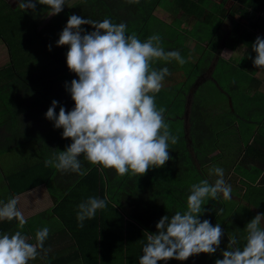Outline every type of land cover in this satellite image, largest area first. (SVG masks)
<instances>
[{
  "label": "trees",
  "instance_id": "16d2710c",
  "mask_svg": "<svg viewBox=\"0 0 264 264\" xmlns=\"http://www.w3.org/2000/svg\"><path fill=\"white\" fill-rule=\"evenodd\" d=\"M172 1L181 13L177 18L183 20L194 16L204 27V32L214 33L211 19L214 20L215 16L205 12L200 4L201 0ZM223 1L220 0V3ZM158 2L159 0H77L67 10L63 8L61 13L53 16V34L67 23L70 15L75 14L84 19H110L117 24L123 22L127 25L126 34L135 33L143 41L148 36L157 34V31L162 35L163 31L158 26L164 24L152 14ZM236 2L241 8L235 12L243 14L250 11L247 18L243 19V24L233 22L228 45L234 47L235 44L242 43L251 49V44L258 36L254 31L258 18L249 21L248 17L264 5V0H260V5H257V0ZM37 17L36 11H23L9 0H0V40L4 43L8 56L7 63L0 67V102L8 113L7 120L1 123L5 126L6 134L0 135V154L21 148L25 144L36 143L37 146L35 156L33 154V157L24 160L18 158L10 171L1 170L0 165V188L3 187L7 193L5 194L10 197L45 185L53 202L50 214L56 216L62 229L70 232L74 250L77 246L75 257L79 264H139V257L143 254V233L156 232L155 225L162 216L186 210L190 186L202 178L197 173V166L209 161V154L214 150V133L233 120L239 121L242 118L239 110L243 107L234 108L233 111L226 109L221 114L208 115L204 119L206 117L202 112L205 110L206 98H212L196 89L188 105L185 129V98L183 101L171 93H163V96L158 94L155 96L156 105L165 109L166 122L170 124L172 134L179 137L175 145H169L171 159L163 167H156L142 176H121L114 169L89 164L83 156V168L90 169L85 176L45 167L44 161L52 154L53 149L63 151L72 141L70 138H62L63 129L54 128L53 122L45 118L52 100H58L61 98L60 94L66 92L59 86L46 87L45 84L52 81L56 83L66 74V69L58 55L49 51L44 36L36 28ZM82 27L88 31L94 30L90 25ZM199 37L203 38V35L200 34ZM166 63L158 60L152 62L151 66L159 69L166 66ZM246 69L250 70L249 67ZM206 83L213 84L209 80ZM236 95L237 91L230 92L231 99ZM216 99L215 102H218L226 97L218 93ZM59 105L71 110L74 101L61 100ZM59 105L55 110L57 114ZM185 132L189 146L185 141ZM16 152L18 154L19 151ZM90 196L101 199L107 197L108 204L105 209L97 211L95 218L85 220L84 227L81 228L76 219L77 205ZM205 203V212L200 219H208L214 226L217 201L209 200ZM227 243L228 239L224 234L220 248L226 249ZM208 257L207 260L206 254L203 264H214L212 256ZM198 261L199 254L190 256L185 261L169 260L166 264H197ZM158 264L164 262L159 261Z\"/></svg>",
  "mask_w": 264,
  "mask_h": 264
},
{
  "label": "clouds",
  "instance_id": "9594fccd",
  "mask_svg": "<svg viewBox=\"0 0 264 264\" xmlns=\"http://www.w3.org/2000/svg\"><path fill=\"white\" fill-rule=\"evenodd\" d=\"M18 8L35 10L36 4L48 6L47 15L63 11L67 0H14ZM138 2V0H129ZM82 25H90L88 31ZM127 33L123 22L110 19L97 21L70 15L59 34L56 46H68L66 64L77 79L65 82L74 107L66 110L57 100H52L45 118L56 129H63L62 138L72 143L60 151L53 149L44 161L45 167L60 172L88 174L81 156L91 165L114 169L118 175L142 176L153 167H163L171 159L169 145L179 137L172 134L164 116L165 109L158 108L155 94L163 87L168 67L154 68V60L175 61L183 66L187 61L180 51H165L159 34L143 41ZM52 45H48L51 51ZM254 66L264 70V38L257 36L251 44ZM249 58L251 56L249 55ZM59 105V113L56 108ZM193 183L186 200V210L162 216L156 223V232L145 231L139 264H158L159 261H185L200 253L214 254L220 249L224 231L217 222L201 221L205 201L232 199V187L225 180L224 169L212 166L209 176ZM107 197L90 196L77 205L78 227L93 219L98 210L107 207ZM211 211V210H209ZM223 208L216 215L223 214ZM18 221L19 229L27 223L18 208V198L0 200V221ZM243 244L235 233L228 234L226 249L220 250L221 258L214 264H264V213H258L245 226ZM50 228L35 231L34 238L22 233L0 232V264H29L38 257L44 258L51 251L45 248ZM34 239V243L30 240Z\"/></svg>",
  "mask_w": 264,
  "mask_h": 264
},
{
  "label": "rangeland",
  "instance_id": "374dc122",
  "mask_svg": "<svg viewBox=\"0 0 264 264\" xmlns=\"http://www.w3.org/2000/svg\"><path fill=\"white\" fill-rule=\"evenodd\" d=\"M13 5H16L17 3L14 2V0H9ZM77 0H68L67 4L71 6L73 3H75ZM218 4V5H217ZM229 4L228 1H224L220 3V0H205L203 3V6H207L205 10L206 13L211 12H217V9H225V7ZM35 10L29 9V11L37 12L38 13V19L36 28L41 32L42 36H44V39L48 45H52L51 51L53 54H57L60 58L61 63L63 64V67L66 69V74H63L61 78L58 79V81L55 82H46V87H61L62 89H65L64 85L65 82H69L72 79H77L75 73L69 71L68 66L66 64V53L68 51V46H56V41L59 39V34L63 30V28L66 26L67 23L63 24L64 26L58 30L56 34H53V26L52 20L53 16H48V6L41 5L39 3L36 4ZM202 6V7H203ZM236 7V4H234ZM64 8L67 10L68 6L65 5ZM222 9V11H223ZM178 8L175 6L172 0H159L157 5L153 8L152 14L155 15L160 19V21L164 24L159 25L158 29L162 30V44L165 49V51H171V50H178L180 51L182 57L187 61L183 66L179 65L177 62H167L166 66L168 67L171 75L166 76L163 81V87L160 90L159 93L156 95H162L163 93H171L174 96L180 97L183 101L184 98L186 100V110L184 113L185 117V124L184 128L187 127V110L188 105L191 99V95L193 92H195L196 89H199V92L205 94V96H209L212 98V100H209L206 98L205 103V110L203 115L206 117L204 119L208 118L210 116L218 115L225 110L230 109L231 107H245V104L242 105L240 101L236 98H233L232 101H230V92L234 90V88L237 87H246L247 83L253 75V73H248L259 70L256 66H254L252 60L255 58V53L252 52V50L249 49H238L237 47H230L228 45L230 41V35L232 30V23L230 19H220L219 15L216 19H211V28L214 29V33L210 34V32H204L203 26L200 24V22H194L195 20L191 17H186L183 20L181 18H177L180 16V12L177 11ZM215 15V14H214ZM216 16V15H215ZM217 17V16H216ZM221 20V21H220ZM220 21V22H219ZM183 22H186L187 24H184ZM221 24V25H220ZM231 24V25H230ZM230 26V27H229ZM231 28V29H230ZM223 30V32H222ZM224 31L227 34L224 36ZM159 34V31L155 32ZM200 34L203 35V38H200ZM223 36V38H222ZM5 49V50H4ZM60 55V56H59ZM243 57L242 61H237L238 56ZM249 55L251 58H249ZM245 58L248 60H245ZM8 61L7 51L5 48L4 43L0 40V67L5 65ZM158 60H154L156 62ZM249 63V64H248ZM246 67H249L250 70H245ZM246 74V76H244ZM206 80L211 81L213 84L208 85L206 83ZM61 85V86H60ZM173 86V87H171ZM235 91V90H234ZM222 93L226 99L223 101H217V94ZM238 95V94H237ZM60 97L57 101H70L71 95L68 92H64L60 94ZM162 98V97H161ZM163 99V98H162ZM166 101V99H163ZM248 101V100H247ZM246 103V101H244ZM248 112L242 108V110H239L240 118L238 121V127L244 129L246 126H250V120L249 116L247 114ZM183 117V116H182ZM245 122V123H244ZM243 123V124H242ZM254 127V126H253ZM46 130V127H43ZM227 141L228 143L224 142V153L227 155L226 152H228V155L225 157L226 159H221L223 166L226 168V164L229 163V161L236 160V151H242L241 154H250V149L246 148V144L244 141L241 142V145L238 142V134L237 131H234V128L232 130L227 131ZM264 134V127L261 126L259 131L256 133L255 141L252 143L251 146H254L257 141L261 140L259 136V133ZM264 140V139H262ZM185 141L187 146H189V139L187 137V134L185 132ZM34 144V143H33ZM21 145V148L13 149V151L1 153L0 154V165H6L8 162L12 160H17L18 158H25L26 155H32L33 153H36V143L33 145ZM228 145V149L225 148V146ZM34 146V148H33ZM36 146V147H35ZM24 150H27L25 152H22ZM16 151H19L18 154ZM190 154L194 160V155L192 151L190 150ZM240 153H237V155ZM247 155V156H248ZM245 157V156H244ZM242 158V161L245 160V158ZM247 158V157H246ZM255 164V165H254ZM237 167L241 169L240 165L237 163ZM2 166V168H3ZM248 170H260L261 166L259 164H256V162H253L251 165H248ZM156 167L150 168L148 171L154 170ZM197 167V173L204 172V168L201 170ZM246 174V173H245ZM204 179V178H201ZM49 199V198H48ZM243 204V203H242ZM238 209L235 211L236 213L232 216L233 218H239V215L241 218L244 217V205L239 204ZM125 210V209H123ZM243 210V211H242ZM230 223H233L231 220ZM239 227V225H238ZM221 247V246H220ZM222 248L218 249L216 253L211 254L212 258L215 260L217 258H221L220 250ZM209 254H207V260ZM206 259V253H200L199 254V261L197 264H203ZM213 260V261H214Z\"/></svg>",
  "mask_w": 264,
  "mask_h": 264
},
{
  "label": "crops",
  "instance_id": "0c3cea01",
  "mask_svg": "<svg viewBox=\"0 0 264 264\" xmlns=\"http://www.w3.org/2000/svg\"><path fill=\"white\" fill-rule=\"evenodd\" d=\"M209 1L210 0H208V2ZM204 2L205 0H201V6H203ZM256 3L257 5L262 4L260 3V0H257ZM234 4H236V7L234 6ZM206 8L207 6H205L204 9ZM240 8L241 6L240 4H238V2H236V0H229V4L225 7V9H223L222 7L223 11L220 8L217 9V12H211L210 14H215L217 16L216 17L214 15V19L218 18L219 15V18L222 20L230 19L231 22L237 21L239 24H243V19L247 18V14L250 10H247V13L243 12V14L235 12ZM177 11L180 12L179 9ZM191 18L195 20L194 22H197L194 16H191ZM256 18H258V21L254 31L258 36L264 38V5H261V8L259 10L253 11L251 16L248 17V20L255 21ZM183 23L187 24L186 22ZM223 34L225 36L227 32L225 33L224 31ZM235 47L241 50L249 49L242 43L235 44ZM240 56L241 55L238 56L237 61L241 62L243 57ZM245 60H248V58H245ZM248 73H253L254 76L251 75L247 86L237 87L234 88V90L237 91L238 94L235 96V98L238 99L240 103H242V105L245 104V107H243V109L248 112L247 114L249 116L250 126H246L244 129L242 128V126L239 128L238 120H233L229 125L218 129L214 133V150L209 154V161H207L203 165L197 166L199 167V170L204 168V172L199 171L201 177L204 179H209L210 181L216 179L214 175L211 177L209 176V169L212 166H219L224 169L225 180L232 187V199L224 200L221 197L219 200H217V209L223 208L224 211L221 216H217L215 212L213 222L215 224L217 222L221 224V228L223 229L226 237L228 236V234L235 233L239 238H241V244H243V236L246 234L244 232L246 224L258 213H264V140H262L264 139L263 132L259 133L260 137L258 138H261V140L257 141L254 146H251L255 141L256 133L259 131L260 127H264V70L259 69L257 71ZM244 76H246V74H244ZM234 90H232L231 92H234ZM252 96H254V99H251ZM232 100L233 99L230 98V101ZM244 101H246V103H244ZM234 108L237 107H231L230 111H233ZM7 118L8 113L5 111L3 105L0 102V135L2 133L4 135L6 134V130L4 129L5 126L1 123L7 120ZM232 128H234V131H237V139L239 144L241 145V142L244 141L246 144V148L250 149V154L248 155L247 152L246 154H241L242 151L237 150L236 160L234 161L231 159L229 163L226 164L225 168L220 160H225V157L228 155V152H226L227 155H225L224 153V142L228 143L226 136L228 134L227 131L229 130L230 132ZM225 148L228 149V145H226ZM25 151L27 150H24L22 152ZM237 153L240 154L237 155ZM33 154L35 156L36 153ZM33 154L26 155L24 156L25 158L20 159L24 160L29 157H33ZM243 157L245 158V160L242 161ZM253 162H256V164H259L261 166V169L259 171H250L247 169L249 167L248 165H251ZM14 163H16V161L12 160L4 166L1 165V170L7 172L10 171L14 167ZM237 163L243 169L240 170V168L237 167ZM0 189V194L2 196L0 200L6 202L10 197L18 198V208L24 214V217L27 221L22 229H19L18 221L16 220L0 221V232H15L16 230H21L23 234L34 238L35 231L37 229L44 226L50 228V235L46 240L44 247L50 248L51 251L47 254L46 257H38L37 259L30 261L29 264H79L75 257V252L78 251L77 246L74 250V248L72 247L73 239H71L70 232L62 229L56 219V216L54 214H50L53 207V202L45 185H39L21 193L12 194L10 197L6 195L7 193L5 192L3 187ZM175 195L177 196L178 194ZM239 204L244 205V211L242 210V214L244 213V217L241 218V216L239 215V218H233L232 216L236 213L235 211L238 209ZM123 217L127 218L125 215ZM231 220L233 221V223H230ZM30 242L34 243L35 241L34 239H32L30 240ZM164 264H166V262H164Z\"/></svg>",
  "mask_w": 264,
  "mask_h": 264
}]
</instances>
